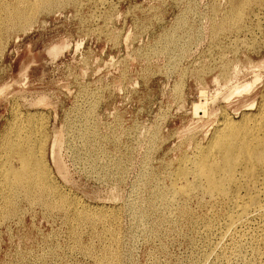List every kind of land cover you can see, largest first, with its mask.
Wrapping results in <instances>:
<instances>
[{"label":"rangeland","instance_id":"rangeland-1","mask_svg":"<svg viewBox=\"0 0 264 264\" xmlns=\"http://www.w3.org/2000/svg\"><path fill=\"white\" fill-rule=\"evenodd\" d=\"M1 1L18 4L17 0ZM22 1L33 10L29 23L34 21V26L24 29L28 22L23 21L26 25L19 22L14 25L16 30L10 26L0 31V142L4 136L0 166L5 161L17 166L6 146L9 142L18 145L19 135L26 137L27 128L33 127L41 144H47L41 147L46 148L41 150V162L51 184L59 196L63 193L62 199L72 202L68 207L57 198L45 203L36 193L27 199L18 190L10 194L14 198L9 209L0 194V264H241L231 258L234 241L239 239L229 238L224 246H215L224 227V209L202 191V186L192 187L186 194L174 192L173 186L174 182L192 181L190 175L179 181V173L190 167L197 149L208 144L225 117L240 122L244 112L253 115L260 108L264 112V0H50L45 10L34 4L36 0ZM61 43L69 48L56 58L48 54L50 47ZM254 74L260 78L254 89L241 96L229 95L236 83L250 82ZM203 104L207 113L195 115ZM41 119L44 121L39 122ZM51 143H55L53 148ZM75 206L105 217L91 227L78 223L73 235L65 211L71 212ZM246 239L242 246L245 262L264 264L263 244L257 243L256 252H252ZM109 252L115 257L104 260Z\"/></svg>","mask_w":264,"mask_h":264},{"label":"bare ground","instance_id":"bare-ground-1","mask_svg":"<svg viewBox=\"0 0 264 264\" xmlns=\"http://www.w3.org/2000/svg\"><path fill=\"white\" fill-rule=\"evenodd\" d=\"M7 1V0H6ZM50 0H36L34 4H37L39 5V8L41 9V7H45L47 8V5L49 4ZM54 1V0H53ZM56 1V0H55ZM59 1V0H57ZM65 1V0H64ZM84 1V0H83ZM90 1V0H89ZM109 1V0H108ZM111 1V0H110ZM162 1V0H161ZM168 1V0H167ZM171 1V0H170ZM175 1V0H173ZM183 1V0H182ZM212 1V0H211ZM233 1V0H232ZM245 1V0H244ZM243 1V2H244ZM255 1V0H254ZM253 1V2H254ZM10 2V0H9ZM15 2V1H14ZM18 4H14V5H11V4H8L7 2H3L1 1L0 3V31H2V29H8L10 28V26H12L13 28L15 27L14 25H17V23L20 22V24L22 25L21 22L23 21H26V23L28 22V25L25 24V22H23L27 28H25V26H22L24 27V29H28L30 28L31 26H34L33 24L31 25V22L34 23V21H31L32 18H31V22L29 23V18H30V15H31V12L33 11L30 7H27L28 5L22 1V0H17ZM30 2V1H29ZM78 2H81V1H78ZM185 2V1H184ZM183 2V3H184ZM220 2V1H219ZM252 2V3H253ZM59 3V2H58ZM61 3V1H60ZM90 3V2H89ZM97 3V2H96ZM95 3V4H96ZM125 3V2H124ZM165 3V2H163ZM69 4V3H68ZM67 4V5H68ZM74 4V3H73ZM94 4V3H93ZM222 4V3H220ZM244 4V3H243ZM261 4V3H260ZM31 5V4H30ZM33 5V4H32ZM51 5V4H49ZM53 5H55V2H53ZM66 5V4H65ZM70 5V4H69ZM87 5V4H86ZM97 5V4H96ZM102 5V4H101ZM107 5V4H106ZM110 5V4H109ZM163 5V4H162ZM185 5V4H184ZM247 5V3H246ZM56 6V5H55ZM57 6H59L57 4ZM80 6V5H79ZM99 7V4L97 5ZM154 6V5H152ZM214 6V5H212ZM224 6V4H223ZM251 6V4H250ZM36 7V6H35ZM69 7V6H68ZM77 7V6H76ZM93 7V6H92ZM90 6V8H92ZM105 7V6H104ZM138 7V6H137ZM162 7V6H161ZM160 7V8H161ZM177 7V6H176ZM186 7V6H185ZM184 7V8H185ZM235 7V6H234ZM264 7V6H262ZM37 8V7H36ZM50 8V7H48ZM52 8V7H51ZM60 8V6H59ZM66 8V7H65ZM97 8V7H95ZM110 8V7H109ZM112 8V7H111ZM117 8V7H115ZM175 8V7H174ZM192 8V7H191ZM247 8V7H246ZM245 8V9H246ZM38 9V8H37ZM62 9V8H61ZM60 9V10H61ZM81 9V8H80ZM177 9V8H176ZM230 9V8H229ZM251 9V8H249ZM42 10V9H41ZM43 10H45L43 8ZM48 10V9H47ZM46 10V11H47ZM51 10V9H50ZM49 10V11H50ZM54 10V9H53ZM59 10V11H60ZM97 10V9H96ZM106 10V9H105ZM110 10V9H109ZM135 10V9H134ZM159 10V9H158ZM248 10V9H247ZM262 10V9H261ZM49 11L47 12V14L49 15ZM58 11V10H57ZM90 11V10H89ZM92 11V10H91ZM95 11V10H94ZM107 11V10H106ZM149 11V10H148ZM156 11V10H155ZM211 11V10H210ZM255 11V10H254ZM34 12H35V8H34ZM33 12V13H34ZM38 14L40 13V11H38ZM36 12V14H37ZM55 12V11H54ZM53 12V13H54ZM105 12V11H104ZM112 12V11H111ZM109 12V13H111ZM263 12V11H262ZM43 13V12H42ZM56 13V12H55ZM108 13V12H107ZM141 13V11H140ZM154 13V12H153ZM237 14V12H235ZM41 14V13H40ZM79 14V13H78ZM93 14V13H92ZM97 14V13H96ZM100 14V13H99ZM221 14V13H220ZM240 14V13H239ZM251 14V13H250ZM263 14V13H262ZM33 15V14H32ZM31 15V16H32ZM51 15V14H50ZM102 15V14H101ZM104 15V13H103ZM108 15V14H107ZM155 15V14H154ZM208 15V14H207ZM264 15V14H263ZM34 16V15H33ZM37 16H40V15H37ZM79 16V15H78ZM88 16V14H87ZM91 16V15H90ZM186 16V15H185ZM209 16V15H208ZM239 16V15H238ZM77 17V16H76ZM147 17V16H146ZM153 17V16H152ZM219 17V16H217ZM252 17V16H251ZM75 18V17H74ZM78 18V17H77ZM76 18V19H77ZM88 18V17H87ZM90 18V17H89ZM95 18V17H94ZM101 18V17H100ZM136 18V17H135ZM160 18V16H159ZM158 18V19H159ZM220 18V17H219ZM235 18V17H234ZM240 18V17H239ZM34 19V17H33ZM38 19V18H36ZM80 19V18H79ZM98 19V18H97ZM109 19V18H108ZM153 19V18H152ZM232 19V18H231ZM251 19V18H250ZM249 19V20H250ZM263 19V18H262ZM149 20V19H148ZM163 20V19H161ZM219 20V19H218ZM238 20V19H237ZM151 21V20H150ZM149 21V22H150ZM179 21V20H178ZM189 21V20H188ZM37 22V20L35 21ZM45 22V21H44ZM87 22V21H85ZM160 22V21H159ZM163 22V21H162ZM209 22V21H208ZM247 22V21H246ZM261 22V21H260ZM210 23V22H209ZM219 23V22H218ZM241 23V22H240ZM106 24V23H105ZM179 24V23H178ZM217 24V22H216ZM220 24V23H219ZM19 25V24H18ZM83 25V24H82ZM224 25V23H223ZM248 25V24H247ZM90 26V25H89ZM96 26V25H95ZM137 26V25H136ZM177 26V25H176ZM179 26V25H178ZM194 26V25H193ZM210 26V25H209ZM228 27V24L226 25ZM264 26V25H263ZM18 27V26H17ZM21 27V26H20ZM82 27V26H80ZM104 27V26H103ZM138 27V26H137ZM187 28V25L185 26ZM105 28V27H104ZM135 28V27H134ZM170 28V27H169ZM189 28V27H188ZM192 28V27H191ZM15 29V28H14ZM23 29V28H21ZM23 29V30H24ZM96 29V28H95ZM107 29V28H106ZM105 29V30H106ZM140 29V28H139ZM185 29V28H184ZM196 29V28H195ZM16 30V29H15ZM136 30V28H135ZM170 30V29H168ZM178 30V29H177ZM188 30V29H187ZM228 30V28H227ZM226 30V31H227ZM7 30H5L4 32L6 33ZM11 31V29H10ZM14 31V30H13ZM97 31V29H96ZM164 31V30H163ZM189 31V30H188ZM3 32V34H4ZM9 32V30L7 31ZM19 32V31H18ZM22 32V30H21ZM26 32V30H25ZM184 32V31H183ZM193 32V31H192ZM207 32V31H205ZM255 32V31H254ZM15 34L17 33L14 32ZM91 33V31H90ZM104 33V32H103ZM185 33V32H184ZM188 33V32H187ZM2 34V33H1ZM20 34V33H19ZM97 34V33H96ZM194 34V33H193ZM226 34V33H225ZM258 34V33H257ZM262 34V33H261ZM6 35V34H5ZM102 34H100V37H101ZM106 35V34H105ZM129 35V34H128ZM178 35V34H177ZM182 35V34H181ZM188 35V34H187ZM209 35V34H208ZM227 35V34H226ZM12 36V35H10ZM99 36V35H98ZM184 36V35H183ZM126 37V36H125ZM167 37V36H166ZM175 37V36H174ZM244 37V36H243ZM242 37V38H243ZM158 38V37H157ZM192 38V37H191ZM241 38V40H242ZM245 38V37H244ZM1 39V38H0ZM6 39V38H5ZM11 39V38H10ZM128 39V38H126ZM164 39V38H163ZM167 39V38H166ZM170 39V38H169ZM174 39V38H173ZM184 39V38H183ZM2 40V39H1ZM196 40V39H194ZM221 40V39H220ZM231 40V39H230ZM127 40H125L126 42ZM153 41V40H152ZM170 41V40H169ZM168 41V42H169ZM264 41V39H263ZM155 42V41H153ZM167 42V43H168ZM3 43V42H1ZM0 43V44H1ZM66 43V42H65ZM174 43V42H173ZM8 44V43H7ZM125 44V43H124ZM162 44V43H161ZM241 44V43H240ZM249 44V43H247ZM261 44V43H260ZM163 45V44H162ZM170 45V44H168ZM177 45V44H176ZM252 45V44H251ZM154 46V45H153ZM159 46V45H158ZM165 46V45H164ZM167 46V45H166ZM172 46V45H171ZM3 47V46H2ZM156 47V46H155ZM170 47V46H169ZM229 47V46H228ZM244 47V46H243ZM252 47V46H251ZM250 47V48H251ZM256 47V45H255ZM259 47V46H258ZM69 48L66 44L64 43H61V44H55L53 45L52 47L49 48L48 50V54L53 56V57H57L58 55H60L61 53H63V51L65 49ZM76 48V47H75ZM160 48V47H159ZM165 48V47H164ZM171 48V47H170ZM169 48V49H170ZM1 49V48H0ZM4 49V48H3ZM77 49V48H76ZM172 49V48H171ZM257 49V48H256ZM262 49V48H261ZM173 50V49H172ZM246 50V49H245ZM5 51V50H4ZM166 51H167V48H166ZM179 51V50H178ZM184 51V50H183ZM242 51V50H241ZM255 51V50H254ZM253 51V52H254ZM259 51V50H258ZM2 52V51H0ZM231 52V51H229ZM215 53V52H214ZM213 53V54H214ZM247 53V52H246ZM152 54V52H151ZM177 54V53H176ZM184 54V53H183ZM212 54V55H213ZM223 54V53H222ZM1 55V53H0ZM189 55V54H188ZM217 55V54H216ZM146 56V55H145ZM219 56V54H218ZM243 56V55H242ZM2 57V56H1ZM214 57V56H212ZM217 57V56H215ZM53 58V59H55ZM166 58V57H165ZM247 58V57H246ZM245 58V59H246ZM167 59V58H166ZM206 59V58H205ZM229 59V58H227ZM168 60V59H167ZM202 60V59H201ZM210 60V59H209ZM216 60V59H215ZM218 60V59H217ZM238 60V59H237ZM211 61V60H210ZM224 61V59H223ZM229 61V60H228ZM239 61V60H238ZM245 61V60H244ZM251 61V60H250ZM198 62V61H197ZM234 62V61H233ZM248 62V61H247ZM207 63V62H206ZM210 63V62H209ZM240 63V62H239ZM262 63V62H261ZM264 63V62H263ZM217 64V63H216ZM223 64V63H222ZM228 64V63H227ZM226 64V65H227ZM241 64V63H240ZM249 64V63H248ZM257 64V63H256ZM198 65V64H197ZM209 65V64H208ZM208 65H206L207 67H209ZM149 66V65H148ZM202 66V65H201ZM231 66V65H230ZM236 66V65H235ZM254 66V65H253ZM259 66V64H258ZM191 67V66H190ZM196 67V66H195ZM212 67V66H211ZM217 67V66H216ZM243 67V66H242ZM249 67V66H248ZM252 67V66H251ZM263 66H259L260 70ZM1 68V67H0ZM145 68V67H144ZM147 68V67H146ZM245 68V67H244ZM256 68L255 70H258V67L256 65ZM86 69V68H85ZM159 69V68H158ZM203 69V67H202ZM213 69V68H212ZM189 70V69H188ZM216 70V69H215ZM251 70H253L251 68ZM150 71V70H149ZM160 71V70H159ZM213 71V70H212ZM220 71V70H219ZM244 71V69L242 70ZM246 71V70H245ZM244 71V72H245ZM262 71V70H261ZM143 72V71H142ZM152 72V71H151ZM214 72V71H213ZM222 72V71H221ZM236 72V71H235ZM97 73V71H96ZM155 73V72H154ZM188 73V72H187ZM251 73V72H250ZM145 74V73H144ZM245 74V73H244ZM259 74V73H258ZM158 75V74H157ZM156 75V76H157ZM164 75V73H163ZM240 75V74H239ZM147 76V75H146ZM210 76V75H209ZM236 76V75H235ZM238 76V75H237ZM253 80L250 81V82H246V83H243V84H237L234 85L231 90L228 92L229 95H237V96H241V94L243 93H249L252 88L254 89L253 86H255L254 84H257L256 82H259L260 81V78L258 75H253ZM153 77V76H152ZM155 77V76H154ZM232 77V76H231ZM145 78V77H144ZM142 77V80L144 79ZM190 78V77H188ZM202 78V76H201ZM216 78V77H215ZM246 78V77H245ZM251 78V77H250ZM138 79V78H137ZM193 79V78H192ZM217 79V78H216ZM230 79V78H228ZM259 79V80H258ZM146 80V79H145ZM186 80V79H185ZM214 80V79H213ZM232 80L234 81V79L232 78ZM245 80V79H244ZM258 80V81H257ZM148 81V80H147ZM220 81V80H219ZM230 81V80H229ZM228 81V82H229ZM26 82V81H25ZM131 82V81H129ZM232 82V81H231ZM236 82V81H235ZM241 82V81H240ZM243 82V81H242ZM145 83V82H144ZM227 83V82H226ZM137 84V83H136ZM183 84V83H181ZM216 84V83H215ZM12 85V84H11ZM221 85V84H220ZM260 85V84H259ZM28 86V85H27ZM186 86V85H185ZM218 86V85H217ZM216 86V87H217ZM223 86V89H224V85ZM221 86V88H222ZM208 88V87H207ZM220 88V87H219ZM218 88V89H219ZM264 89V87H263ZM209 90V89H208ZM217 90V89H216ZM222 89H220L221 91ZM2 90H0L1 92ZM89 91V89H88ZM91 91V90H90ZM214 91V90H213ZM218 91V92H220ZM263 91V90H262ZM93 92V91H91ZM134 92V90L132 91ZM136 92V91H135ZM264 92V91H263ZM87 93V92H86ZM85 93V94H86ZM216 93V92H214ZM201 94V93H200ZM240 94V95H239ZM2 95V93L0 94ZM203 95V94H202ZM205 95V94H204ZM211 95V94H210ZM209 95V96H210ZM4 96V95H3ZM212 96V95H211ZM215 96V95H214ZM232 96V97H233ZM264 96V95H263ZM228 97V96H227ZM48 98V97H47ZM203 98V97H201ZM204 98H207L206 96ZM219 98V97H218ZM225 98V97H224ZM229 98V97H228ZM217 99V98H216ZM223 99V98H222ZM46 100V99H45ZM204 100V99H203ZM44 101V100H43ZM207 101V100H206ZM217 101V100H216ZM225 101V100H224ZM263 101V100H262ZM47 102V100H46ZM215 102V101H214ZM227 102V100H226ZM230 102V101H229ZM33 103V102H32ZM41 103V102H39ZM200 103V101H199ZM198 103V104H199ZM205 104H207L205 101H204ZM41 104H39L40 106ZM95 107V106H94ZM93 107V109H94ZM97 107V106H96ZM252 108V105L249 106ZM248 107V108H249ZM263 107V106H261ZM90 108V107H89ZM208 108V107H207ZM246 108V109H248ZM250 108V109H251ZM14 109V108H13ZM206 109V108H205ZM204 109V104L201 105V106H198L194 112L195 115L199 114V113H202L203 115L205 114V112L207 113V111H205ZM217 109V108H216ZM207 110V109H206ZM222 110V109H220ZM224 110V109H223ZM16 111V110H15ZM94 111V110H93ZM140 111V110H139ZM29 112V111H28ZM91 112V111H90ZM220 112V111H218ZM92 113V112H91ZM94 113V112H93ZM217 113V112H216ZM226 113V112H225ZM245 113V112H244ZM243 113V117L241 119L240 122H233L232 120L230 121V119H225L219 124V126L214 129V133L211 137V139L209 140L208 144L204 147H201L199 149H197V152L194 156V158L190 161V167L189 168H186L183 169L180 173H179V181L180 180H184V179H187V176L190 175V178L192 176V181H187L185 180V182L183 184H179L177 185L176 182L175 185L173 186V191H177V192H181L183 194H186L189 190H191V188H195V186L197 187L198 186H202V191L207 195L209 196L215 203L216 205L218 204L219 206H221L223 209H224V227H223V230L221 231V233L219 232V237H218V241L216 242L217 245H215L216 247L217 246H222L223 243H225L226 241L229 240V238H235V239H239V242L237 243L236 241L235 242V245L233 248V253L231 254V258L235 259V261L241 263V264H249V262H245V257L247 255H245L244 251H243V247L245 245V239H246V236H247V239L248 242L247 244L249 245V248L250 250L253 252H256V245L257 243H261L263 244L264 246V112L263 110L260 108V110H258V113L256 114H253V115H248V114H244ZM137 114V113H136ZM211 114V113H209ZM40 115V113H39ZM42 115V114H41ZM208 115V114H207ZM226 115V114H225ZM228 115V114H227ZM20 116V115H19ZM32 116V115H31ZM30 116V117H31ZM35 116V115H34ZM38 116V115H37ZM92 116V115H91ZM211 116V115H210ZM216 116V115H215ZM222 116V113L221 115ZM22 117V116H21ZM39 117V116H38ZM43 117V116H42ZM88 117V116H87ZM197 116H195L196 118ZM212 117V116H211ZM210 117V118H211ZM217 117V116H216ZM223 117V116H222ZM228 117V116H227ZM28 118V117H27ZM199 118V116H198ZM202 118V117H201ZM206 118V117H205ZM208 118V117H207ZM206 118V119H207ZM230 118V117H229ZM15 119H16V114H15ZM29 119V118H28ZM32 119V117L30 118ZM120 119V118H119ZM203 119V118H202ZM88 120V119H87ZM136 120V119H135ZM35 121V119L33 120ZM39 122L40 121H44V120H38ZM89 121V120H88ZM92 121V120H91ZM11 122V121H10ZM15 122V121H14ZM18 122V121H17ZM20 122V121H19ZM27 122V121H26ZM118 122V121H117ZM31 123V121L29 122ZM33 123V122H32ZM31 123V124H32ZM138 123V122H137ZM216 123V122H215ZM214 123V124H215ZM219 123V122H217ZM9 124V123H8ZM17 124V123H16ZM7 125V124H6ZM28 125V124H27ZM35 125V124H34ZM125 125V124H124ZM10 126V124H9ZM23 126V124H22ZM33 126V124H32ZM208 126V125H207ZM14 127V126H13ZM17 127V126H16ZM26 127V126H25ZM24 127V128H25ZM35 127V126H34ZM41 127H44L42 126V123H41ZM40 127V128H41ZM128 127V126H127ZM215 127V126H214ZM213 127V128H214ZM19 128V126H18ZM23 128V127H22ZM23 128V129H24ZM30 128V127H29ZM33 128V127H32ZM28 129L27 128V131L29 130V133L26 137H21L19 135V139L20 140V143L18 142V145H16L15 143H12V142H9L6 146L7 147V152L9 153H12V155L15 156V159L17 161V166L14 167L12 165V163H10L9 161H5L3 163L2 161V166H0V194H2L6 199L5 202V206H8V208H12V201L11 198H12V195L10 196V194H14V193H17V191H21L24 193V196L25 198L27 197L28 198H31V197H35L33 196V194L36 193V197H38V199H42L41 201H44L45 203H47L48 201L54 199V198H57L58 200H60L59 202L61 203L62 202V206L64 207H68L69 205H71V202L72 201H68V199L66 200V198H61V196L63 197V191H59L61 192V196H59L60 194L58 192H56V189L54 188L55 186L51 184V177L49 178L47 175V173H49L47 171L46 173V169L44 168L43 166V162H41V150L42 149H46V148H42V146H45V144H41V140H40V136L38 137L37 136V133H34L36 130H33V129ZM88 128V126H87ZM10 129V127H9ZM36 129V128H35ZM37 129H39V127H37ZM83 129V128H82ZM124 129V128H123ZM189 129V128H188ZM204 129V128H203ZM202 129V130H203ZM7 130V129H6ZM5 130V131H6ZM18 130V129H17ZM15 129V131H17ZM41 130V129H40ZM45 130V128H44ZM198 131V130H197ZM3 132V131H2ZM11 132V130H10ZM18 132V131H17ZM16 132V133H17ZM20 132V131H19ZM37 132V131H36ZM44 132V131H43ZM111 132V131H110ZM213 132V131H212ZM9 133V132H8ZM22 133V132H21ZM41 133V131H40ZM23 134V133H22ZM156 134V133H155ZM2 135V134H1ZM8 135H12V134H8ZM25 135V134H24ZM40 135V134H39ZM42 136L44 135L41 134ZM90 135V134H89ZM118 135V134H117ZM157 135V134H156ZM159 135V134H158ZM208 135V134H207ZM14 136V135H13ZM18 136V135H17ZM41 136V137H42ZM191 136V135H190ZM205 136V135H204ZM2 141L4 139V136H2ZM59 137V136H58ZM61 137V136H60ZM91 137V136H90ZM127 137V136H126ZM207 137V136H206ZM15 138V137H14ZM46 138V137H44ZM43 138V139H44ZM54 138V137H53ZM62 138V137H61ZM116 138V136L114 137ZM184 138V137H183ZM110 139V138H109ZM160 139H162L160 137ZM191 139V138H190ZM195 139V138H194ZM205 139V138H204ZM1 140V139H0ZM17 140V138L15 139ZM14 140V141H15ZM45 140V139H44ZM47 140V138H46ZM53 140V139H52ZM188 140V139H187ZM2 141L0 143H2ZM18 141V140H17ZM43 141V140H42ZM54 141V140H53ZM59 141V140H57ZM83 141V140H82ZM122 141V140H121ZM126 141V139H125ZM189 141V140H188ZM192 141V140H191ZM190 141V142H191ZM8 142V140H7ZM44 142V141H43ZM47 142V141H45ZM159 142H163V141H160ZM200 142V141H199ZM53 143V142H52ZM51 143V147L55 145ZM58 143V142H57ZM129 143V142H128ZM206 143V142H205ZM86 144V143H85ZM132 144V143H131ZM191 144V143H190ZM4 145V144H3ZM127 145V144H126ZM129 145V144H128ZM127 145V146H128ZM1 146V145H0ZM57 146V145H56ZM195 146V145H194ZM193 146V147H194ZM202 146V145H201ZM162 147V146H161ZM53 148V147H52ZM52 151V154H53V150ZM120 148V147H119ZM159 148V147H158ZM1 149V148H0ZM4 149L5 146H4ZM3 149V150H4ZM56 149V148H55ZM123 149V148H122ZM2 150V149H1ZM128 150V149H127ZM116 151V150H115ZM1 152V151H0ZM5 153V152H4ZM8 153V154H9ZM44 153V152H43ZM120 153V152H119ZM122 153V152H121ZM125 153V152H124ZM195 153V152H194ZM46 154V153H45ZM51 154V155H52ZM44 154H42L43 156ZM54 155V154H53ZM194 155V154H193ZM10 156V155H9ZM182 156H184L182 154ZM6 157V156H5ZM11 157V156H10ZM13 157V156H12ZM45 157V156H43ZM53 157V156H52ZM51 157V158H52ZM1 158V157H0ZM162 158V157H161ZM187 158V157H186ZM6 159V158H5ZM8 159V158H7ZM43 159V158H42ZM9 160V159H8ZM13 160V161H14ZM45 160V159H44ZM43 160V161H44ZM52 160V159H51ZM163 160V159H162ZM184 160V159H182ZM53 161V160H52ZM51 161V162H52ZM171 161V160H170ZM123 162V161H122ZM167 162V161H166ZM165 162V163H166ZM175 163V162H174ZM15 164V162L13 163ZM45 165V163H44ZM53 165V164H52ZM167 165V164H166ZM170 165V164H169ZM173 165V164H171ZM56 166V165H55ZM172 167V166H171ZM171 167H169L168 169H170ZM167 168V167H166ZM183 168V167H182ZM49 169V168H48ZM58 169V167H57ZM172 169V168H171ZM177 169V168H176ZM179 169V168H178ZM156 170V169H155ZM154 170V171H155ZM169 171V170H168ZM58 172V171H57ZM171 173V172H170ZM63 174V173H62ZM161 175V174H160ZM159 175V176H160ZM172 175V174H171ZM174 175V174H173ZM51 176V175H50ZM167 176V175H166ZM164 177V176H163ZM176 177V176H174ZM149 178V177H148ZM151 178V177H150ZM161 178V177H160ZM165 178V177H164ZM163 178V179H164ZM53 179V178H52ZM166 179H170L169 178H166ZM173 179V177H172ZM189 179V178H188ZM148 180H151V179H148ZM154 180V179H153ZM162 180V179H160ZM182 180V181H183ZM56 181V180H55ZM152 181V180H151ZM174 181V180H173ZM172 181V182H173ZM181 181V182H182ZM153 182V181H152ZM169 182V181H168ZM178 182V180H177ZM53 183V182H52ZM179 183V182H178ZM54 184V183H53ZM151 184V182H150ZM54 186V187H53ZM172 187V186H171ZM169 190V189H168ZM160 191V190H159ZM2 192H5V194H3ZM150 192V191H149ZM158 192V191H157ZM172 192V190H171ZM151 193V192H150ZM168 193V192H167ZM22 194V193H20ZM152 194V193H151ZM150 194V195H151ZM190 194V193H188ZM203 194V193H202ZM23 195V194H22ZM21 195V196H22ZM66 195V194H65ZM149 195V194H148ZM154 195V194H153ZM152 195V196H153ZM167 195V194H166ZM179 195V194H178ZM6 196H8V199ZM143 196V195H142ZM141 196V197H142ZM170 196V195H169ZM180 196H183L182 194ZM185 196V195H184ZM192 196V195H191ZM1 197V195H0ZM65 197V196H64ZM67 197V195H66ZM156 197V196H155ZM159 197V196H158ZM187 198H189L188 196H186ZM194 197V195H193ZM192 197V198H193ZM197 197V196H196ZM14 198V197H13ZM12 198V199H13ZM20 198V197H19ZM32 198V199H33ZM68 198V197H67ZM70 198V197H69ZM139 198V197H138ZM152 198V197H151ZM200 198V197H199ZM3 199V198H1ZM16 199L17 196H16ZM49 199V200H48ZM56 199V200H57ZM164 199V198H163ZM186 199V198H185ZM184 199V201H185ZM196 199V198H195ZM22 200V199H20ZM37 200V198L35 199ZM46 200H48L46 202ZM76 200V199H75ZM158 200V199H157ZM27 201H30L27 200ZM34 201V200H33ZM38 201V200H37ZM55 201V200H54ZM143 201V200H142ZM163 201V200H161ZM173 201V199H172ZM171 201V203H173ZM192 201V200H191ZM198 201V200H197ZM209 201V200H208ZM2 202V201H1ZM31 202V201H30ZM43 202V204H44ZM77 202V201H76ZM148 202V201H147ZM156 202V201H155ZM200 202V201H199ZM32 203V202H31ZM29 203V204H31ZM37 203V202H36ZM49 203V202H48ZM52 204V202H50ZM60 203H59V208H60ZM143 203V202H142ZM166 203V202H165ZM184 203V202H183ZM187 203V201H186ZM202 203V201H201ZM205 203V202H204ZM209 203V202H208ZM15 204V202H14ZM18 204V203H17ZM145 204V202H144ZM161 204V203H160ZM182 204V203H181ZM206 204V203H205ZM53 205V204H52ZM135 205H138L137 203ZM150 205V204H149ZM166 205V204H165ZM169 205V204H168ZM185 205V203H184ZM183 205V206H184ZM200 206V204H198ZM31 206V205H30ZM54 206V205H53ZM58 206V205H57ZM148 206V205H147ZM154 207V205H152ZM196 206V205H195ZM212 206V205H210ZM209 206V207H210ZM41 207V206H40ZM48 207H50V205H48ZM52 207V206H51ZM50 207V209H51ZM140 207V206H139ZM143 207V206H142ZM151 207V206H150ZM167 207V206H166ZM169 207V206H168ZM202 207V206H201ZM204 207V205H203ZM215 207V206H214ZM3 208V207H2ZM6 208V207H5ZM25 208V207H24ZM31 208V207H30ZM43 208V207H42ZM56 208V206H55ZM54 208V210H55ZM58 208V207H57ZM58 208V209H59ZM83 208V207H82ZM79 210L78 208L76 209V206H75V209L73 208V211H65V213L67 214L68 216V220H69V223L70 224V228L71 230L73 231V235H74V232L75 230H78L77 228L80 226H78V223H82L85 224H89L90 227L91 226H94V224H96L97 221H100L101 219H103V215L104 214H98L97 213H91V212H88V211H85V210ZM104 208V207H103ZM108 208V207H106ZM170 208V207H169ZM212 208V207H211ZM20 209V208H19ZM22 209V208H21ZM56 209V210H58ZM62 208H60L61 210ZM65 210V208H63ZM160 209V208H159ZM158 209V210H159ZM168 209V208H167ZM213 209V208H212ZM18 210V209H17ZM24 210V209H23ZM22 210V211H23ZM63 210V212H64ZM91 210V209H90ZM110 210V209H109ZM114 210V209H113ZM143 210V209H142ZM154 210V209H153ZM163 210V209H162ZM178 210V209H177ZM176 210V211H177ZM201 210V208L199 209ZM215 210V209H214ZM213 210V211H214ZM220 210V209H219ZM2 211V210H1ZM8 211V210H7ZM6 211V212H7ZM10 213H13L11 211L12 210H9ZM21 211V212H22ZM156 211V209L154 210V212ZM165 211V210H163ZM195 211V210H193ZM212 211V210H211ZM5 212V211H4ZM19 212V211H18ZM17 212V213H18ZM106 212V211H105ZM149 212V211H148ZM152 212V211H151ZM172 212V211H171ZM179 212V211H178ZM192 212V210H191ZM202 212V211H201ZM217 212V211H216ZM220 212V211H219ZM16 213V214H17ZM139 213V212H138ZM174 213V212H173ZM190 213V212H189ZM198 213V212H197ZM7 215V213H5ZM20 214V213H19ZM70 214V215H69ZM119 214V213H118ZM137 214V213H136ZM175 214V213H174ZM179 214V213H178ZM183 214V213H182ZM200 214V213H199ZM206 214V212H205ZM2 215V214H1ZM5 215V217H7ZM14 215V214H13ZM12 215V216H13ZM49 215V214H48ZM149 215V214H148ZM185 215H186V212H185ZM192 215V214H191ZM16 216V215H15ZM18 216V215H17ZM44 216V215H43ZM55 216V215H54ZM66 216V217H67ZM108 216V215H107ZM113 216V215H111ZM116 216V215H115ZM157 216V215H156ZM175 216V215H174ZM173 216V217H174ZM181 216V215H180ZM179 216V217H180ZM208 216V215H207ZM4 217V218H5ZM11 217V216H10ZM61 217V216H60ZM105 217V215H104ZM137 217V216H136ZM158 217V216H157ZM162 217V216H161ZM216 217V216H215ZM223 217V218H224ZM13 218V217H12ZM51 218V216H50ZM140 218V217H138ZM163 218V217H162ZM166 218V217H165ZM187 218V217H186ZM192 218V216H191ZM219 218V217H218ZM6 219V218H5ZM3 219V220H5ZM8 219V218H7ZM49 219V218H48ZM65 219V218H64ZM106 219V218H105ZM136 219V218H135ZM178 219V217H177ZM10 220V219H9ZM67 220V218H66ZM110 220V219H109ZM143 220V218H142ZM168 220V219H167ZM174 220V219H173ZM103 221V220H102ZM107 221V220H106ZM111 221V220H110ZM118 221V220H117ZM138 221V220H137ZM178 221V220H177ZM181 221V220H180ZM189 221V220H188ZM197 221V220H196ZM202 221V220H201ZM205 221V220H204ZM4 222V221H3ZM142 222V221H141ZM163 222V221H162ZM207 222V221H206ZM210 222V221H208ZM67 223V222H66ZM65 223V224H66ZM116 223V222H115ZM138 223V222H137ZM169 223V222H168ZM174 223V222H172ZM200 223V222H199ZM106 225V223H104ZM140 224V223H139ZM202 224V223H201ZM206 224V223H205ZM212 224V223H211ZM112 225V224H111ZM116 225V224H115ZM164 225V224H163ZM171 225V224H170ZM182 225V223H181ZM185 225V224H184ZM215 225V224H214ZM222 225V224H221ZM84 226V225H83ZM97 226V225H96ZM103 226V225H102ZM101 226V228H102ZM67 227V226H66ZM105 227V226H104ZM112 227V226H111ZM195 227V226H194ZM197 227V226H196ZM195 227V228H196ZM207 227V226H206ZM221 227V226H220ZM81 228V227H80ZM85 228V227H84ZM92 228H95V227H92ZM109 228V227H108ZM167 228V227H166ZM170 228V227H169ZM174 228V227H173ZM186 228V227H185ZM200 228V226H199ZM203 228V227H202ZM209 228V227H208ZM83 229V228H82ZM113 229V228H112ZM141 229V228H140ZM144 229V228H143ZM210 229V228H209ZM70 230V231H71ZM85 230V229H84ZM91 230V228H90ZM93 230V229H92ZM111 230V229H110ZM153 230V229H152ZM158 230V229H157ZM164 230V229H163ZM180 230V229H178ZM204 230V229H203ZM202 230V231H203ZM167 231V230H166ZM170 231V230H169ZM207 231V230H206ZM88 232V231H87ZM92 232V231H90ZM94 232H96L94 230ZM99 232V231H97ZM118 232V231H117ZM141 232V231H140ZM154 232V230H153ZM157 232V231H156ZM155 232V233H156ZM163 232V231H162ZM192 232V231H191ZM40 233V232H39ZM77 233V231H76ZM84 233V232H83ZM121 233V232H120ZM160 232H158L159 234ZM71 234V233H70ZM82 234V233H81ZM101 234V233H99ZM98 234V235H99ZM103 234V233H102ZM105 234V233H104ZM117 234V233H116ZM157 234V233H156ZM76 235V234H75ZM97 235V234H96ZM95 235V236H96ZM97 235V236H98ZM110 235V234H109ZM143 235V234H142ZM171 235V234H170ZM77 236V235H76ZM82 235H80L81 237ZM86 236V235H85ZM94 236V237H95ZM102 236V235H101ZM106 236V235H104ZM111 236V235H110ZM109 236V237H110ZM115 236V235H113ZM152 236V235H151ZM158 236V235H157ZM210 236V235H209ZM208 236V237H209ZM44 237V236H43ZM46 237V236H45ZM67 237V236H66ZM72 237V236H71ZM68 236V238H71ZM90 237V235H89ZM142 237V236H141ZM144 237V236H143ZM207 237V238H208ZM68 238H65V239H68ZM99 238V237H98ZM145 238V237H144ZM149 238V237H148ZM215 238V237H214ZM72 239V238H71ZM74 239V238H73ZM79 239V238H78ZM81 239V238H80ZM118 239V237H117ZM206 239V238H205ZM83 240V239H82ZM87 240V239H86ZM108 240V239H107ZM113 240V239H112ZM144 240V239H143ZM151 240V239H150ZM70 241V240H69ZM68 241V243H69ZM95 241V240H94ZM97 241V240H96ZM146 241V240H145ZM149 241V240H148ZM57 242V241H56ZM73 242V240H72ZM78 242V241H77ZM98 242V241H97ZM103 243V241H101ZM110 242V241H109ZM113 242V241H112ZM212 242V241H211ZM214 242V241H213ZM65 243V242H64ZM75 243V242H74ZM79 243V242H78ZM209 243V242H208ZM89 244V243H88ZM101 244V243H100ZM111 244V242H110ZM227 244V243H226ZM51 245V244H50ZM55 245V244H54ZM64 245V244H63ZM73 245V244H72ZM79 245V244H78ZM119 245V244H118ZM208 245V244H207ZM211 245V244H210ZM231 245V244H230ZM49 246V245H48ZM59 246V245H58ZM66 246V245H65ZM75 246V245H74ZM93 246V245H92ZM95 246V245H94ZM93 246V247H94ZM103 246H105L103 244ZM120 246V245H119ZM166 246V245H165ZM214 246V247H215ZM224 246V245H223ZM262 246V245H261ZM56 247V246H55ZM78 247V246H77ZM80 247V246H79ZM86 247V246H85ZM89 247H91L89 245ZM92 247V249H93ZM102 247V246H101ZM113 247V246H111ZM162 247V246H161ZM206 247V246H205ZM208 247V246H207ZM247 247V246H246ZM58 248V247H57ZM66 248V247H65ZM69 248V247H68ZM95 248V247H94ZM227 248V247H226ZM264 248V247H263ZM47 249V248H46ZM64 249V248H63ZM97 249V248H96ZM99 249V248H98ZM97 249V250H98ZM110 249V248H109ZM121 249V248H120ZM208 249V248H207ZM212 249V248H210ZM218 249V248H217ZM223 249V248H222ZM231 249V248H230ZM25 250V249H24ZM55 250V249H54ZM77 250V248H76ZM75 250V251H76ZM90 250V249H89ZM105 250V249H104ZM115 250V249H114ZM30 251V250H29ZM107 251V250H106ZM117 251V250H116ZM227 251V250H226ZM226 251H225V254H226ZM250 251V252H251ZM28 252V251H26ZM31 252V251H30ZM46 252V251H45ZM50 252V251H48ZM63 252V251H62ZM81 252V251H80ZM86 252V251H85ZM83 252V253H85ZM93 252V250H92ZM91 252V253H92ZM100 252V251H99ZM103 253L105 251H102ZM166 252V251H165ZM232 252V251H231ZM230 252V253H231ZM259 252V251H258ZM54 253V252H53ZM57 253V252H56ZM60 253V252H59ZM76 253V252H75ZM94 253V252H93ZM114 253V252H113ZM109 252L107 253L105 256L104 255V260L105 258L108 259V260H111L115 257V255ZM167 253V252H166ZM31 254V253H30ZM42 254V253H41ZM46 254V253H45ZM55 254V253H54ZM80 254V253H78ZM89 254V253H88ZM96 254V253H94ZM203 254V253H202ZM221 254V253H220ZM53 255V254H51ZM82 255V254H81ZM101 255V254H100ZM117 255V253H116ZM122 255V254H121ZM253 255V254H252ZM48 256V255H47ZM84 256V254H83ZM88 256V255H87ZM86 256V257H87ZM98 256V255H97ZM96 256V257H97ZM103 256V255H102ZM101 256V257H102ZM203 256V255H202ZM224 256V255H223ZM255 256V255H254ZM55 257V256H53ZM52 257V258H53ZM90 257V256H89ZM88 257V258H89ZM227 257V256H226ZM230 257V256H229ZM209 258V256L207 257ZM251 258V256H250ZM42 259V258H41ZM64 259V258H63ZM90 259V258H89ZM95 259V258H94ZM248 259V258H247ZM256 259V258H255ZM61 260V259H60ZM93 260V259H92ZM98 260V259H97ZM116 260V259H115ZM214 260V259H213ZM212 260V261H213ZM216 260V259H215ZM226 260V259H225ZM96 261V260H95ZM120 261V260H119ZM219 261V260H217ZM216 261V262H217ZM231 261V260H230ZM250 261V260H249ZM65 262V261H64ZM106 262V261H105ZM105 262H101V263H105ZM110 262V261H109ZM209 262V261H208ZM255 262V261H254ZM259 262V261H257ZM56 263V262H55ZM95 263V262H94ZM99 263V262H98ZM108 263V262H107ZM114 264V262H112ZM118 263V262H117ZM205 263V261H204ZM66 264V263H65ZM222 264V262H221Z\"/></svg>","mask_w":264,"mask_h":264}]
</instances>
